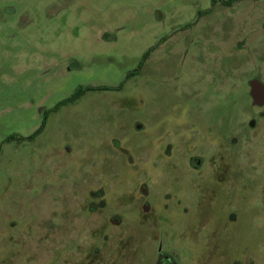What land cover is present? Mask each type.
<instances>
[{"label": "rangeland", "instance_id": "rangeland-1", "mask_svg": "<svg viewBox=\"0 0 264 264\" xmlns=\"http://www.w3.org/2000/svg\"><path fill=\"white\" fill-rule=\"evenodd\" d=\"M252 77L264 83V0H0V264H154L157 245L175 264H264ZM219 117L220 135H235L220 137L219 184L154 176L163 145L209 139ZM99 169L121 183L150 171L152 215L126 208L132 192L90 195ZM92 196L107 200L95 217L83 214ZM108 207L129 216L111 225Z\"/></svg>", "mask_w": 264, "mask_h": 264}, {"label": "flooded vegetation", "instance_id": "flooded-vegetation-1", "mask_svg": "<svg viewBox=\"0 0 264 264\" xmlns=\"http://www.w3.org/2000/svg\"><path fill=\"white\" fill-rule=\"evenodd\" d=\"M225 2V1H224ZM208 11V10H207ZM204 13V12H203ZM193 22L190 24L187 23L184 27H180L179 29H176L175 31L187 29L188 26L192 25ZM163 39V38H162ZM161 39V40H162ZM157 45V44H156ZM156 45H153L149 47L146 52L143 55L142 61L138 64V66L134 69H131L127 71L125 75V79L137 75L142 70V67L147 60V58L150 55V52L156 47ZM256 78V77H252ZM250 78V79H252ZM258 79V78H257ZM249 80V79H248ZM259 80V79H258ZM261 81V80H259ZM248 82V81H247ZM262 82V81H261ZM263 83V82H262ZM248 84V83H247ZM121 84L116 89L120 88ZM96 89V90H107L112 87L108 86H95L90 87L87 86L85 90L87 89ZM83 90V91H85ZM249 90V85H248ZM81 91V92H83ZM80 92V93H81ZM79 94V93H78ZM248 96L251 99V105L257 108H261L264 106V103L262 104H256L253 103L252 97ZM74 99V98H73ZM73 99H66L64 101H61L57 106L67 102L72 101ZM219 123L218 128L217 125L215 129H217L218 132L216 134H207V139H199L195 136L187 137L186 139H182L180 141V144L178 146H174L171 144L163 145L161 148L162 155L159 157V163H163V167H157L156 165L153 167L154 170V176L155 177H164V180L166 182V185H177L176 187L179 189H200L202 187H208L214 184L220 183V169L223 171L222 168H220V160L224 163L229 157L226 154L225 148H223L225 145V139H220V137H235V135H220V117L218 118ZM253 124V121L250 120L249 125ZM206 127H209L208 124ZM213 126L211 125V128ZM38 132H35L33 135H29L27 137H8L7 139H13V138H19L22 140V142L32 140L35 135H37ZM201 136V135H200ZM201 138V137H200ZM256 138V137H254ZM220 140L222 142V145L220 144ZM228 141V140H227ZM158 145H160L161 141H156ZM154 147V144H153ZM231 147V146H230ZM220 148L222 150L220 151ZM232 149V148H231ZM71 150L68 147H65L63 149L62 153L67 154L70 153ZM177 153V155L175 154ZM143 170V169H142ZM92 172V179L94 180V185L96 186L95 192L90 191V195H98L107 196V190L116 191L118 193L125 194L128 191V194L132 192L134 197L139 198L140 200L137 201V204L135 206H130L127 203L126 208L132 209V211H137V215H139V219L142 221H145L149 216L153 213V203L156 199V189L149 188V186H146V183L144 182L146 176H149L150 171L143 170L142 176L139 178H136V180L133 182H128L127 180H122L121 182H114L113 179H111L108 175L106 176L104 172H102L100 169L98 171H91ZM191 173L192 177L186 182L188 184L187 187H183V179L182 174ZM259 173V172H258ZM258 174L253 179H259ZM92 180V181H93ZM103 186H102V185ZM128 184V188L125 187V185ZM140 184V186H137ZM127 188V189H125ZM107 191V192H106ZM188 191V190H183ZM180 190V192H183ZM190 194V193H189ZM91 197H88V201L86 204V208L83 209V214L87 212L89 215L94 216L97 214L100 209H103L106 206V199L103 200V202L95 201ZM125 203V204H126ZM126 208H116V207H108V212L111 211V214L108 215L107 221L112 225L119 226L124 222V219H127L129 216L128 211H126ZM156 256L154 260V264H175V261L173 260V257L163 249L161 245H157L156 247ZM152 256V255H151Z\"/></svg>", "mask_w": 264, "mask_h": 264}, {"label": "water", "instance_id": "water-1", "mask_svg": "<svg viewBox=\"0 0 264 264\" xmlns=\"http://www.w3.org/2000/svg\"><path fill=\"white\" fill-rule=\"evenodd\" d=\"M249 90L248 93L253 99V103L262 104L264 103V83L259 81L257 78L248 80Z\"/></svg>", "mask_w": 264, "mask_h": 264}, {"label": "trees", "instance_id": "trees-1", "mask_svg": "<svg viewBox=\"0 0 264 264\" xmlns=\"http://www.w3.org/2000/svg\"><path fill=\"white\" fill-rule=\"evenodd\" d=\"M78 95V93L77 94H75L72 98H70V99H73V98H75L76 96Z\"/></svg>", "mask_w": 264, "mask_h": 264}]
</instances>
